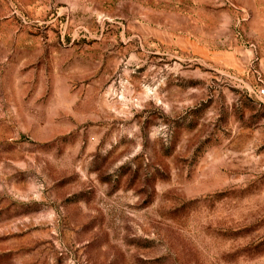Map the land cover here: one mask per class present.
I'll return each mask as SVG.
<instances>
[{
    "label": "rangeland",
    "instance_id": "rangeland-1",
    "mask_svg": "<svg viewBox=\"0 0 264 264\" xmlns=\"http://www.w3.org/2000/svg\"><path fill=\"white\" fill-rule=\"evenodd\" d=\"M261 0H0V264H264Z\"/></svg>",
    "mask_w": 264,
    "mask_h": 264
},
{
    "label": "built area",
    "instance_id": "built-area-1",
    "mask_svg": "<svg viewBox=\"0 0 264 264\" xmlns=\"http://www.w3.org/2000/svg\"><path fill=\"white\" fill-rule=\"evenodd\" d=\"M257 92H258V95L260 97H263L264 98V88L263 87H261Z\"/></svg>",
    "mask_w": 264,
    "mask_h": 264
},
{
    "label": "crops",
    "instance_id": "crops-1",
    "mask_svg": "<svg viewBox=\"0 0 264 264\" xmlns=\"http://www.w3.org/2000/svg\"><path fill=\"white\" fill-rule=\"evenodd\" d=\"M261 3H262V5H263V7H264V0H261Z\"/></svg>",
    "mask_w": 264,
    "mask_h": 264
}]
</instances>
